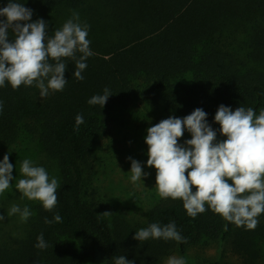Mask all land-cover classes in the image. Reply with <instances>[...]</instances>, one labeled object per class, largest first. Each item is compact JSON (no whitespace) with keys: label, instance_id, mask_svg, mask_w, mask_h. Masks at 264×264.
Instances as JSON below:
<instances>
[{"label":"trees","instance_id":"trees-1","mask_svg":"<svg viewBox=\"0 0 264 264\" xmlns=\"http://www.w3.org/2000/svg\"><path fill=\"white\" fill-rule=\"evenodd\" d=\"M16 2L33 10V22L42 18L48 23L49 36L77 12L89 25L93 55L86 61L83 80L73 77L75 62L64 58L68 83L63 91L50 90L47 97L42 98L34 85L14 90L6 81L0 87V145L11 147L20 139L33 142L55 165L59 181L52 211L37 201L20 232L0 234V264H85L82 246L88 244L113 263L124 255L158 264L175 250L206 240L230 241L246 262L259 258L264 213L257 217L256 228L248 229L226 221L208 205L193 218L182 200L160 198L143 220H136L110 202L91 200L86 181L112 111L136 97L166 102L169 117L202 108L214 119L221 104L233 111L251 107L257 115L264 109V0ZM7 3L0 0V7ZM105 87L112 95L104 108L90 105L88 100L102 95ZM77 114L84 117L78 131ZM104 212L111 214L98 215ZM56 214L61 222L45 224V217L53 220ZM173 221L187 243L133 239L137 230L152 223ZM41 233L45 249L35 246Z\"/></svg>","mask_w":264,"mask_h":264},{"label":"clouds","instance_id":"clouds-1","mask_svg":"<svg viewBox=\"0 0 264 264\" xmlns=\"http://www.w3.org/2000/svg\"><path fill=\"white\" fill-rule=\"evenodd\" d=\"M33 10L16 0H8L0 7V87L7 81L16 90L22 84L35 86L42 98L54 92L63 91L67 66L64 58L75 63L73 77L83 80L82 72L87 68V59L93 55L90 40L87 39L89 25L80 21L73 11L61 28L48 34V23L40 18L32 21ZM9 32L13 35L10 37ZM79 53V56H77ZM105 87L103 94L92 96L88 103L106 105L111 96ZM3 102L0 101V112ZM202 108L178 118L170 116L147 129L145 142L148 147V167H155L156 189L161 198L182 200L190 217L206 211L205 205L226 221L237 226L255 229L257 217L264 213V109L259 114L253 108L240 106L232 108L221 104L215 114V122L220 125L214 130ZM74 130L84 123L82 114L75 117ZM185 130L191 134L183 144L178 141ZM226 137L218 140L217 132ZM131 161V182L136 183L149 175L143 171L141 162ZM13 164L5 154L0 161V194L9 189L15 179V188L22 198L40 201L45 210L52 211L57 204L59 181L49 177L42 166H35L29 159L20 163L19 173L23 178L13 177ZM195 188V191H193ZM19 215L26 222L32 215L27 206L23 209L13 204L7 216ZM110 212L98 214L108 216ZM5 217L0 215V221ZM56 214L53 220L45 217V224L61 222ZM133 239L140 242L149 239L174 240L187 243L177 230L175 222L166 225L152 223L147 228L136 231ZM35 245L47 248L43 233L37 237ZM114 264H135L124 255L114 258ZM166 264H186L183 257L171 256Z\"/></svg>","mask_w":264,"mask_h":264},{"label":"rangeland","instance_id":"rangeland-1","mask_svg":"<svg viewBox=\"0 0 264 264\" xmlns=\"http://www.w3.org/2000/svg\"><path fill=\"white\" fill-rule=\"evenodd\" d=\"M167 106L163 101H149L142 97L134 98L127 107L115 109L111 113L110 120L105 131L97 143L92 159V170L87 176V196L91 200H100L112 203L118 210L125 212L129 217L136 220H143L149 209L161 198L156 189L155 167H148V145L145 142L147 129L161 120L169 118ZM183 118L190 113H178ZM208 119L214 130H219L220 125L214 119ZM191 134L185 130L184 136L179 143L191 139ZM217 139H226L217 132ZM31 141L20 139L17 144L11 147L0 145V161L5 154L9 155L10 163L13 164V177L23 178L19 173L20 163L29 159L35 166H42L46 169L49 177H56L57 169L50 162L39 148ZM132 157L143 165V171L149 175L142 177L135 184L131 182V161ZM89 173V172H88ZM15 179L12 185L4 193L0 194V215L5 219L0 221V234L4 231L18 233L24 225L20 216H7V210L13 205H19L22 209L27 206L32 212L37 201L22 198L21 193L15 188ZM195 191V188H193ZM85 255V264H114L112 260L101 251L94 249L90 244L82 246ZM259 258L254 262L245 261L244 258L235 253L230 241L206 240L201 244L186 248L177 249L166 257L161 263L171 256L183 257L186 264H207L210 261L228 262L231 264H264V238L258 243ZM134 261L135 264H152L138 261L134 258L125 257Z\"/></svg>","mask_w":264,"mask_h":264}]
</instances>
